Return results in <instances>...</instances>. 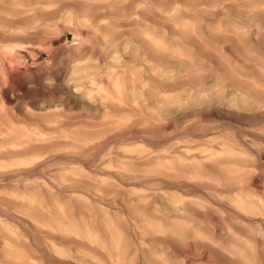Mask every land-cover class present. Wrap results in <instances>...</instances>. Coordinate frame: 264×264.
Listing matches in <instances>:
<instances>
[{"label":"rangeland","instance_id":"1","mask_svg":"<svg viewBox=\"0 0 264 264\" xmlns=\"http://www.w3.org/2000/svg\"><path fill=\"white\" fill-rule=\"evenodd\" d=\"M0 264H264V0H0Z\"/></svg>","mask_w":264,"mask_h":264}]
</instances>
